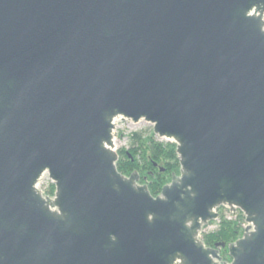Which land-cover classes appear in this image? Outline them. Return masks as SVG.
I'll return each mask as SVG.
<instances>
[{"label": "water", "instance_id": "water-1", "mask_svg": "<svg viewBox=\"0 0 264 264\" xmlns=\"http://www.w3.org/2000/svg\"><path fill=\"white\" fill-rule=\"evenodd\" d=\"M119 118L176 144L156 196ZM0 264H264V0H0Z\"/></svg>", "mask_w": 264, "mask_h": 264}, {"label": "trees", "instance_id": "trees-1", "mask_svg": "<svg viewBox=\"0 0 264 264\" xmlns=\"http://www.w3.org/2000/svg\"><path fill=\"white\" fill-rule=\"evenodd\" d=\"M117 169L123 175H130L136 171L141 183H147V187L153 196H156L161 187L168 183L173 174H179V161L176 154V144L172 141L160 140L148 130L135 131L129 136L127 150L117 151ZM45 193V192H44ZM46 194V193H45ZM49 194H52V190ZM47 195V194H46ZM219 227L214 232H202L201 239L206 246L224 242L222 260H230L227 252V244L238 239L244 230V216L240 213L235 220L219 216Z\"/></svg>", "mask_w": 264, "mask_h": 264}, {"label": "rangeland", "instance_id": "rangeland-1", "mask_svg": "<svg viewBox=\"0 0 264 264\" xmlns=\"http://www.w3.org/2000/svg\"><path fill=\"white\" fill-rule=\"evenodd\" d=\"M114 124H115L114 131L116 133L115 138H114V148H115L116 152L127 150V148L129 147V136L132 132L148 130V129L152 128L150 124H148L144 121L133 123L132 121H129L126 119H120V118L116 119L114 121ZM160 140H162V139H160ZM138 183L147 185L146 182L141 183L139 180H138ZM39 188L43 192H45L47 195H49V196L53 195L55 188H54V185L51 182V180L49 179L47 174H44L43 177L41 178V180L39 182ZM51 190H52V194H49ZM216 212L218 213V218L210 221L207 225H205L202 228V232H214V231H216L219 227V222H220L219 216L220 215H223L226 219L235 220L240 213L242 214V212L239 209H235V211H231L226 206H220V207L216 208ZM245 225H246V223L244 222V227H245ZM219 250H221V248H219ZM227 252H228V250H227ZM219 255H222L221 251H220Z\"/></svg>", "mask_w": 264, "mask_h": 264}]
</instances>
